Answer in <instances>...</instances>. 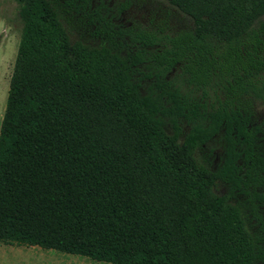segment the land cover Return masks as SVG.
I'll use <instances>...</instances> for the list:
<instances>
[{
	"label": "trees",
	"instance_id": "obj_1",
	"mask_svg": "<svg viewBox=\"0 0 264 264\" xmlns=\"http://www.w3.org/2000/svg\"><path fill=\"white\" fill-rule=\"evenodd\" d=\"M14 1L22 32L0 127V244L107 264H264V0H162L194 30H142L136 52L115 41L129 30L86 12L92 0ZM83 12L102 20V46L71 39L65 22ZM153 45L161 68L146 75ZM216 135L225 144L213 169L197 151Z\"/></svg>",
	"mask_w": 264,
	"mask_h": 264
},
{
	"label": "rangeland",
	"instance_id": "obj_2",
	"mask_svg": "<svg viewBox=\"0 0 264 264\" xmlns=\"http://www.w3.org/2000/svg\"><path fill=\"white\" fill-rule=\"evenodd\" d=\"M127 4V8L122 9V5ZM17 3L14 0H0V127L6 110V103L10 87V79L13 73L17 51L21 39L22 24L17 15ZM98 12L99 17L110 20L117 27L129 30L122 38L115 40L123 41L127 45L134 46L136 52L140 48L138 34L146 30L150 35L162 34L170 36L186 31L194 30V21L178 9L162 0H92L90 10L86 12ZM86 12L74 15L69 23L65 22L73 41H80L92 47H100L107 42L106 36L98 37L94 34L97 28H100L102 20L98 17L84 18ZM162 46L153 45L147 47L148 53L144 56V64L140 66L142 72L146 75H156L161 68V61L155 60L153 53L161 49ZM157 54V53H156ZM168 79L175 84L182 85L189 81V76L173 73L169 74ZM155 78L147 81L152 84ZM193 95L200 96L202 93L196 91L194 86L187 85ZM211 95V94H210ZM212 101V99H210ZM256 119L258 122L264 118V105L258 104L256 107ZM169 132L172 127L169 125ZM225 141L223 135H216L211 141L208 149L204 152L197 151V158L208 165L210 168L217 169L220 161L218 155L223 151ZM213 153V155H212ZM258 191L264 192V187L257 188ZM219 195H228L230 189L225 185H218L216 189ZM244 197H239L242 200ZM51 255L64 257V264H107L93 261L86 257L64 254L54 250H47Z\"/></svg>",
	"mask_w": 264,
	"mask_h": 264
},
{
	"label": "crops",
	"instance_id": "obj_3",
	"mask_svg": "<svg viewBox=\"0 0 264 264\" xmlns=\"http://www.w3.org/2000/svg\"><path fill=\"white\" fill-rule=\"evenodd\" d=\"M64 262V257L51 255L40 247L0 244V264H64Z\"/></svg>",
	"mask_w": 264,
	"mask_h": 264
},
{
	"label": "flooded vegetation",
	"instance_id": "obj_4",
	"mask_svg": "<svg viewBox=\"0 0 264 264\" xmlns=\"http://www.w3.org/2000/svg\"><path fill=\"white\" fill-rule=\"evenodd\" d=\"M257 121V120H256ZM255 125H257L258 127L260 126V128L264 131V118L263 119H261V121L260 122H256V124ZM258 137L259 138H261L260 139V143L262 144V146H261V149L264 147V135H263V132H260L259 134H258ZM263 137V138H262Z\"/></svg>",
	"mask_w": 264,
	"mask_h": 264
}]
</instances>
